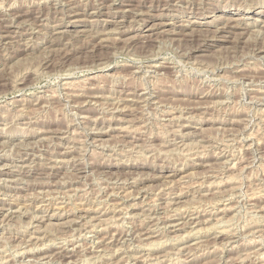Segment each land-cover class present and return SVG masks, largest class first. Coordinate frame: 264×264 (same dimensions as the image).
<instances>
[{"label": "rangeland", "instance_id": "1", "mask_svg": "<svg viewBox=\"0 0 264 264\" xmlns=\"http://www.w3.org/2000/svg\"><path fill=\"white\" fill-rule=\"evenodd\" d=\"M263 46L264 0H0V264H260Z\"/></svg>", "mask_w": 264, "mask_h": 264}, {"label": "bare ground", "instance_id": "2", "mask_svg": "<svg viewBox=\"0 0 264 264\" xmlns=\"http://www.w3.org/2000/svg\"><path fill=\"white\" fill-rule=\"evenodd\" d=\"M31 4V3H30ZM28 5V4H27ZM47 7V6H46ZM165 8V7H164ZM140 11V10H139ZM69 15V14H68ZM137 15V14H136ZM6 18V17H5ZM141 18V17H140ZM235 22V21H234ZM5 36V35H4ZM3 36V37H4ZM205 40V39H204ZM264 47V46H263ZM260 49H262V47L260 48ZM187 51V50H186ZM262 51H264V49H262ZM261 52V51H260ZM261 54V53H260ZM98 55V54H97ZM190 55V54H189ZM262 58V57H261ZM264 59V58H263ZM243 71V70H242ZM3 84V83H2ZM125 84V83H124ZM145 84V83H144ZM147 84V83H146ZM93 85V84H92ZM69 86V85H68ZM97 89V88H96ZM88 90V89H87ZM78 92V91H77ZM76 93V92H75ZM78 94V93H77ZM76 96H82V95H76ZM84 97V96H83ZM261 97V96H260ZM264 98V97H263ZM135 99V98H134ZM9 109V108H8ZM101 110V109H100ZM22 112V111H21ZM89 116V115H88ZM172 116V115H171ZM92 117V116H91ZM176 118V117H175ZM84 120V119H83ZM241 120V119H240ZM6 125V124H5ZM31 125V124H30ZM248 125V124H247ZM246 126V125H245ZM124 127V126H123ZM126 127V126H125ZM45 129V128H44ZM55 132V131H54ZM67 133V132H66ZM253 133V132H252ZM64 135V134H63ZM60 137H61V135H60ZM249 145V144H248ZM55 149V148H54ZM139 149V148H138ZM66 150V149H65ZM63 153V155H64V152H62ZM233 156V155H232ZM62 161H63V159H62ZM61 161V162H62ZM208 163V162H207ZM69 164V163H68ZM56 165V164H55ZM232 167V166H231ZM29 168V167H28ZM50 168V167H49ZM48 168V169H49ZM54 169V168H53ZM51 184V183H50ZM46 188V187H45ZM40 190V189H39ZM54 190V189H53ZM58 190V189H57ZM230 193V192H229ZM257 195V194H256ZM173 196V195H172ZM80 198V197H79ZM113 199V198H112ZM171 200V199H170ZM31 201V200H30ZM116 202V201H115ZM118 202V201H117ZM171 203V202H170ZM34 204V203H33ZM62 205V204H61ZM167 205V204H166ZM154 207V206H153ZM164 207V206H163ZM174 207V206H173ZM5 207H1L0 208V213H3V214H0V215H6L7 214V212L8 211H6V213H5V209H4ZM120 208V207H119ZM229 209V208H228ZM7 210H9V206L7 207ZM29 210V209H28ZM46 210V209H45ZM181 210V209H180ZM179 210V211H180ZM193 210H195V209H193ZM219 210V209H218ZM43 211H44V209H43ZM174 211V210H173ZM178 211V209L177 210H175V212H172V214H170L171 215V217H166V219H164V224H168V226H172V227H175V226H179V223H175L176 221H179L180 219H182V218H184L185 217V214L187 215V216H189V218L190 217H193L194 216V218L195 219H197L198 217H199V213H195V212H192L191 213V211H190V213H188L187 211V213H181L182 212V210H181V212H179ZM221 211V210H220ZM223 211V210H222ZM205 212V211H204ZM197 214V215H196ZM84 215V214H83ZM169 215V214H168ZM263 215V214H262ZM264 216V215H263ZM37 217H38V215H37ZM36 216H34V218L33 219H35L36 221H40V219L39 218H37ZM39 219V220H38ZM113 219V218H112ZM159 219V218H158ZM191 219V218H190ZM193 219V218H192ZM123 220V219H122ZM156 221H158V220H156ZM196 221V220H195ZM198 221H200V219L198 220ZM101 222V221H100ZM162 222V223H163ZM182 222H184V221H181V223ZM204 222H205V220H204ZM209 222V221H208ZM217 222V221H216ZM115 223V222H114ZM144 223V222H143ZM160 223H161V221H160ZM197 224V223H196ZM199 224V223H198ZM184 225H185V223H184ZM183 225V226H184ZM94 226V225H93ZM162 226V225H161ZM158 227V226H157ZM220 227V226H219ZM204 228V227H203ZM222 228V227H221ZM138 229V228H137ZM209 229V228H208ZM163 230V229H162ZM203 230V229H202ZM201 230V231H202ZM189 231V230H188ZM142 233V232H141ZM217 234H219V235H215V237L216 238H219V237H221V235H223V230H220V231H218V233ZM105 236V235H104ZM175 236V235H174ZM184 237V236H183ZM183 237L181 236V237H179L180 239H182L183 240ZM188 237V236H187ZM174 238V237H173ZM172 239V238H171ZM257 239V238H256ZM176 240H179V239H177L176 238ZM254 240V239H253ZM181 241V240H180ZM27 242V241H26ZM182 242V241H181ZM19 243V242H18ZM25 244H27V243H25ZM54 244V243H53ZM148 244V243H147ZM163 245V244H162ZM194 246V245H193ZM222 246V245H221ZM100 247V246H99ZM186 247V246H185ZM192 247V246H191ZM190 247V248H191ZM44 251L45 250H41L40 252H39V257L40 256H42L43 254H44ZM165 252V251H164ZM26 253H28V254H31V255H33V256H36V254H37V252H35V253H33V251H30V250H27V252ZM249 254V253H248ZM255 254V253H254ZM23 255V254H22ZM47 256V255H46ZM17 257V256H16ZM38 257V258H39ZM70 257V256H69ZM259 257V256H258ZM262 257V256H261ZM31 259V258H30ZM260 260V259H259ZM39 261V260H38ZM117 261V260H116ZM123 261V260H122ZM126 261V260H125ZM124 261V262H125ZM136 261V260H135ZM138 261V260H137ZM261 263L260 264H264V260L263 261H260ZM44 263V262H43ZM80 264V263H79ZM121 264V263H120ZM123 264V263H122ZM136 264V263H135Z\"/></svg>", "mask_w": 264, "mask_h": 264}]
</instances>
